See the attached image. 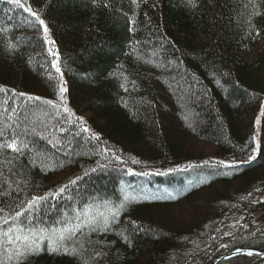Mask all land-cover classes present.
Returning a JSON list of instances; mask_svg holds the SVG:
<instances>
[{"label": "trees", "instance_id": "trees-1", "mask_svg": "<svg viewBox=\"0 0 264 264\" xmlns=\"http://www.w3.org/2000/svg\"><path fill=\"white\" fill-rule=\"evenodd\" d=\"M27 4L54 43H46L35 18L0 0V127L16 109V131L32 149L0 150V191L26 200L76 176L82 180L69 192L78 189L101 204L121 197L122 187L137 190L140 201L107 232L85 229L80 237L85 260L106 253L95 264H208L237 248L264 252V0H196L194 8L186 0ZM61 82L68 89L63 101ZM47 100L61 105L59 115ZM191 137L211 145L212 154L191 147ZM105 148L111 151L102 154ZM250 156L235 168L218 164ZM166 193L178 198L142 199ZM67 207V199L49 200L47 217ZM42 248L28 264H80L79 257ZM217 264H264V258L239 254Z\"/></svg>", "mask_w": 264, "mask_h": 264}, {"label": "snow or ice", "instance_id": "snow-or-ice-1", "mask_svg": "<svg viewBox=\"0 0 264 264\" xmlns=\"http://www.w3.org/2000/svg\"><path fill=\"white\" fill-rule=\"evenodd\" d=\"M132 2L136 3V0H132ZM8 3L17 9H23L24 12L35 18V21L43 28L46 43H54L48 39L47 34L49 29L45 20L41 18L38 12L32 10L27 4V0H23V2L22 0H8ZM186 5L194 8L196 7V0H186ZM107 6L106 4L105 7ZM253 6L255 7V5ZM129 22L131 23V21ZM256 35H259V30H256ZM8 50L12 51L13 45L9 44ZM49 53L57 56V59L52 62V67L57 73L62 74V70L58 66V54L52 53L51 48H49ZM217 83H219V81H217ZM123 86L122 84L121 87ZM4 90L5 89L0 87V91ZM66 91H68V89L64 86L63 82H61L57 94L61 101L64 100L63 94ZM19 95L27 96L29 100L41 99L40 97H32L26 93H19ZM45 103L53 105L57 109L56 114L59 115L60 104H54L51 100H47ZM63 111L71 115V110L66 106L63 107ZM15 113L16 109H13L8 116L11 123L0 127V150L10 149L13 153L24 155L26 151L30 152L32 149L29 143L25 141L23 134L16 131L19 124L17 123L18 117L17 120L12 119ZM25 119H27V117ZM256 122L260 123V117H257ZM25 131H27V129H25ZM31 131L34 134L37 132L35 127H33ZM59 131H64V129L60 128ZM83 131L90 132L91 130L84 128ZM77 135H79V133H77ZM90 139L97 142L100 141L99 135L95 133L91 134ZM251 140L255 142L257 141V137L253 135ZM52 142V140H48L49 144ZM56 143L59 144L60 141L57 140ZM110 151L111 149L105 148L102 154H107ZM253 151H256V149H253ZM38 155L47 159L46 155L43 153L38 152ZM114 158L120 160L118 155L114 156ZM252 159L253 157L250 156L246 161H237L235 163L219 161L218 164L231 169L235 168L236 164L249 163ZM9 163H11V161H9ZM132 163L138 164L139 161L133 159ZM188 167L191 168L193 165H188ZM177 170L181 169L169 168L167 171L170 173ZM183 170L186 171L187 169ZM91 171L96 172L97 169L93 168ZM128 172L141 176L150 175L149 172L134 173L131 168L128 169ZM155 174L165 175L164 172L159 171ZM85 175H87V173H85ZM81 180V176H76L74 179L69 180L67 184L59 186L54 191L50 190L49 193H45L44 195H32L26 200H18V198L12 199L13 193L9 192L5 194L0 191V264H28V259L32 255L43 250L42 246H46V250L51 253L63 252L64 254H71L74 257H79L80 264H95L97 258L106 255V253L95 252L89 259L85 260L83 258L85 255L84 242L80 237L83 236L84 230L87 229L92 233L107 232L112 222L118 217H121V214L125 212L131 204L140 201L141 194L137 190L133 189L129 191L122 187L120 189L121 197H117L116 201L112 199H103L101 204L97 203V198L95 196H88L85 199L81 196V192L78 189L69 192V189L78 185ZM10 186L11 185H9V187ZM6 198L8 199V203L4 202ZM58 198L67 199L68 207L58 212L57 218L55 219L47 217L45 205H47L49 200H56ZM150 198L157 200H176L178 197L170 193H166L162 196H142L144 200ZM101 207L103 211L100 210ZM129 224L134 228L139 227L136 221L130 220ZM121 235H123V233H121ZM225 235H231V233H225ZM124 238L127 239V236ZM222 247H227V245H222ZM241 251L242 249L240 248L236 249L237 253ZM235 254L236 253H233V255ZM246 254L251 256L254 253L248 251Z\"/></svg>", "mask_w": 264, "mask_h": 264}, {"label": "rangeland", "instance_id": "rangeland-1", "mask_svg": "<svg viewBox=\"0 0 264 264\" xmlns=\"http://www.w3.org/2000/svg\"><path fill=\"white\" fill-rule=\"evenodd\" d=\"M191 147H195L196 148V151L197 150H199V151H202L201 152V155H203V156H208V155H210V154H212V146L211 145H202V143L200 142V141H198L196 138H194V137H191ZM209 158H213V157H209ZM213 159H215V158H213ZM205 191V190H204ZM203 192V191H202ZM186 205V204H185ZM173 210V209H172ZM240 217H238V218H236V219H234L231 223H230V225H229V227L227 228V232H231V231H233L236 227H237V225L240 223Z\"/></svg>", "mask_w": 264, "mask_h": 264}, {"label": "water", "instance_id": "water-1", "mask_svg": "<svg viewBox=\"0 0 264 264\" xmlns=\"http://www.w3.org/2000/svg\"><path fill=\"white\" fill-rule=\"evenodd\" d=\"M248 251H252L255 255V256H258L260 258H264V252H260V251H257V250H252V249H242L241 252L237 253L236 252V249L224 254V255H221L219 256L218 258L214 259L213 261L209 262L208 264H217L225 259H228L230 257H233L235 255H239V254H246ZM233 253H236L235 255H233Z\"/></svg>", "mask_w": 264, "mask_h": 264}]
</instances>
